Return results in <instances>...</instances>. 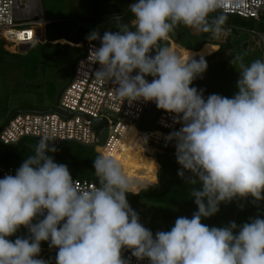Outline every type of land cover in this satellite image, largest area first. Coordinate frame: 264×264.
Returning a JSON list of instances; mask_svg holds the SVG:
<instances>
[{
	"label": "clouds",
	"instance_id": "1",
	"mask_svg": "<svg viewBox=\"0 0 264 264\" xmlns=\"http://www.w3.org/2000/svg\"><path fill=\"white\" fill-rule=\"evenodd\" d=\"M225 3L137 0L129 6L130 22L117 17L118 31L87 36L100 41L89 53L100 66L95 79L113 83L124 103L154 102L180 117L182 127L167 140L175 141L178 176L191 174L187 183L198 211L154 235L128 203L127 196L137 193L117 160L99 154L93 162L99 187L85 192L68 167L48 155L57 149L42 135L15 175L0 179V264H48L37 258L42 242L58 250L56 264H128L124 249L149 264H264V219L219 228L201 222L222 203L264 200V60L245 65L241 57L231 58L241 70L237 93L205 99L191 86L207 71L204 57L190 53L185 59L162 44L180 25L226 38L227 17L213 15ZM38 217L43 219L33 223ZM21 227L29 238L9 239Z\"/></svg>",
	"mask_w": 264,
	"mask_h": 264
},
{
	"label": "rangeland",
	"instance_id": "2",
	"mask_svg": "<svg viewBox=\"0 0 264 264\" xmlns=\"http://www.w3.org/2000/svg\"><path fill=\"white\" fill-rule=\"evenodd\" d=\"M136 2L137 0H42L45 19L49 23L46 31L45 25H42L37 39L34 37V41L41 44L32 49V45L26 46L31 50L25 54H21L19 50L14 53L9 48L7 50L10 52H3L7 47L5 48L6 44L0 34V133L16 114L57 111L60 94L70 81L72 65L83 53L82 48L76 46H81L82 39L91 32L101 30L109 22V16L128 10ZM120 22L123 23L122 20ZM116 23L115 19L107 31H118ZM242 28L244 31L240 32V36L223 40L217 52V47L204 41L200 33L183 25L176 27L169 40L162 44L171 48L172 42H176L183 49L195 53L196 59L203 56L208 65L207 71L195 79L191 86H197L210 95L231 98L238 91L236 85L241 71L238 64L234 67L231 65V58L241 57L245 65H250L257 59L264 60L260 41L250 32L255 27ZM57 38L64 39L54 43L50 41ZM243 40L249 44L248 49H243ZM137 129L140 130L138 126ZM126 137L129 139L127 150L125 152L122 148L119 151L124 154L123 160L130 159L129 173L131 171L134 174L136 170H140L135 159H142L139 157L141 149L134 147L141 143L142 137L130 131ZM0 146L3 144L0 143ZM135 153L137 154L134 155ZM146 156L155 159V156ZM152 171L154 172L153 168ZM137 176L139 179L145 178L142 173ZM156 181L157 175L154 172V180L149 184ZM130 206L139 215L140 222L154 235L167 227L171 229L178 217L190 219L198 211L197 207L163 209L160 205L148 203ZM255 218L264 219V200L256 201L249 196L239 206H234L232 201L222 203L217 214L202 219L201 222L210 228L225 227L232 222L239 227ZM53 256L52 250H41L37 258L46 261Z\"/></svg>",
	"mask_w": 264,
	"mask_h": 264
},
{
	"label": "built area",
	"instance_id": "3",
	"mask_svg": "<svg viewBox=\"0 0 264 264\" xmlns=\"http://www.w3.org/2000/svg\"><path fill=\"white\" fill-rule=\"evenodd\" d=\"M216 13L262 23L264 0H226L224 8ZM48 23L42 0H0V34L7 52H10L8 48L14 53L18 52L21 44L32 45L31 49L41 44L34 41V37L37 39L42 25L46 29ZM227 27L230 29L228 36L232 37L244 31L242 27ZM250 32L260 41L264 54V31L253 29ZM93 46L98 48L100 44L86 42L76 46L81 47L84 54L75 63L72 79L62 91L57 111L12 116L0 133V143L9 145L27 138L39 140L42 135H48L54 139L51 145L72 142L112 157L115 151L117 153L123 148L130 127H134L143 139L144 154L154 156L159 149L175 144V141L169 142L167 137L182 127L181 123L176 122L180 117L158 109L154 102L129 104L118 99L113 83L95 79L94 74L100 66L89 61ZM146 79L151 82L152 77ZM98 122H104V125L97 130ZM136 125L144 129L138 130ZM18 168L0 164V179L6 175L14 176ZM73 180L85 192L98 187L92 182ZM122 258L128 264H149L147 259L137 261L127 249L122 250Z\"/></svg>",
	"mask_w": 264,
	"mask_h": 264
},
{
	"label": "trees",
	"instance_id": "4",
	"mask_svg": "<svg viewBox=\"0 0 264 264\" xmlns=\"http://www.w3.org/2000/svg\"><path fill=\"white\" fill-rule=\"evenodd\" d=\"M213 15L221 14L215 13ZM225 16L227 17V23L229 25L236 27H255V29L257 28L260 31H264V22L256 23L255 21L245 20L238 16ZM111 17H124V19L119 18L123 21V23L130 22L133 18L129 9L126 11L119 12L116 15L109 16V18ZM200 35L203 37V40L207 43L214 44L213 42L215 39L212 38L210 33H200ZM63 39L64 38H57L50 41L56 42ZM28 48L29 47L26 48L25 45L21 44L19 47V52L21 54H25L29 51ZM171 49L185 59L189 57L190 53H193L184 50L176 42H172ZM243 49H248V46L244 45ZM3 52L6 53V51ZM193 54L194 56H196L195 53ZM143 129L144 128L142 127L140 128V130ZM124 140L125 143L123 148L125 149L127 147L129 139L125 137ZM38 142L39 140L37 139L27 138L15 144H3V146H0V164L11 167H20L22 162L28 156L34 154L35 147ZM52 146H54L57 151L55 153H48V155L52 156L58 164L66 165L73 179L92 182L99 187V180L95 175V169L93 166V162L99 154L94 148L84 147L72 142ZM161 151L163 153L155 154V159L157 161L155 165V160L146 155H144L139 161L135 160V162L139 163L140 170H136L135 172L133 171L134 174L138 175L142 173L145 178L139 179L136 176L129 177V179L134 182L133 191L137 194H129L127 196L128 203L130 205H140L141 203L160 205L163 207V209H168L171 207L177 209L185 207H196L194 203V198L190 196V190L193 186L187 183V179L191 174L185 172L184 179H181L178 176V171L181 170V167L176 160L175 144L168 146L165 149H161ZM112 157L117 160V157L114 154L112 155ZM157 163L160 165L161 168L158 166ZM153 166L154 172L157 175V181L155 183L149 184V182L154 180V175L152 173ZM123 171L125 172L124 169ZM158 182L160 183L159 185H154ZM244 199L245 198H237L232 202L234 206H239ZM39 219L42 218H37V220H34L33 223L38 222ZM165 229L166 230L164 231L171 230L169 227ZM29 236L30 234L28 230L24 227H21L18 232L9 239L14 241L18 237L29 238ZM41 250H46L47 252L49 250H52V253L54 254L53 258H47L46 261L48 262V264H56L55 260L58 251L56 248L50 247L48 242H42Z\"/></svg>",
	"mask_w": 264,
	"mask_h": 264
},
{
	"label": "bare ground",
	"instance_id": "5",
	"mask_svg": "<svg viewBox=\"0 0 264 264\" xmlns=\"http://www.w3.org/2000/svg\"><path fill=\"white\" fill-rule=\"evenodd\" d=\"M129 131L132 133V132H135V133H137L136 132V130H135V128L134 127H130V129H129ZM138 134V133H137ZM142 142H143V139H141V143L137 146V147H134L135 149H137V148H139V149H141V151H140V156L139 157H143L144 155H146V154H144V151H142L143 149H142ZM133 148V149H134ZM126 150H127V147L125 148V152H126ZM116 157H117V161L121 164V166L123 167V169L125 170V173H126V175L128 176V177H131V176H136V177H138L136 174H133V173H129V168L128 167H130V164L128 163V159L127 158H125L124 160H123V152L122 153H120V151L119 150H117V153H113ZM119 159H120V161H119ZM126 164V165H125ZM138 166V165H137Z\"/></svg>",
	"mask_w": 264,
	"mask_h": 264
},
{
	"label": "water",
	"instance_id": "6",
	"mask_svg": "<svg viewBox=\"0 0 264 264\" xmlns=\"http://www.w3.org/2000/svg\"><path fill=\"white\" fill-rule=\"evenodd\" d=\"M115 19H116V18L112 17V18L109 20V22H108V23H107V24H106L101 30L98 31V33L102 36L103 33H104L105 31H107L108 28L110 27V25L115 21ZM120 19H124V17H121ZM86 42H89V40L87 39V37H85V38L82 39L81 44H84V43H86ZM91 42H94V43L100 44V41H99V40H97V41H91ZM82 51H83V49H82ZM83 54H84V52L82 53V55H83ZM150 55L154 56V55H155V50H153V51L150 53ZM78 58H79V57H77V58L75 59L73 65H72V75H71V79H72V76H73V70H74V67H75V63L77 62ZM195 88H196L198 91H201V92L204 94V92H203L202 90H200L197 86H195ZM61 94H62V92H61ZM61 94H60V96H61ZM103 125H104V122H103V123H102V122H98V123L96 124V129H97V130L100 129Z\"/></svg>",
	"mask_w": 264,
	"mask_h": 264
},
{
	"label": "crops",
	"instance_id": "7",
	"mask_svg": "<svg viewBox=\"0 0 264 264\" xmlns=\"http://www.w3.org/2000/svg\"><path fill=\"white\" fill-rule=\"evenodd\" d=\"M241 28V27H240ZM45 31H46V29H45ZM241 35V34H240ZM240 35H238V36H240ZM229 38H233L232 36H227L226 38L225 37H221L220 39H215L214 40V44H210L211 46H216L217 47V50L215 51V52H217V51H219V45H221L220 43H222V41L223 40H225V39H229ZM222 39V40H221ZM46 42H47V39H46ZM240 42V41H239ZM254 42H256V41H254ZM54 43V42H53ZM242 47L244 46V45H247L248 47H249V44L247 43V42H245L244 40L242 41ZM185 50V49H184ZM187 51V50H186ZM214 52V53H215ZM213 53V54H214ZM143 151V150H142ZM157 153H163L161 150H159ZM155 156V155H154ZM154 159V158H153ZM128 160H130V159H128ZM136 161H139V160H137V159H135ZM155 160V163H154V165L156 164V159H154ZM158 164V163H157ZM158 166L160 167V165L158 164ZM161 168V167H160ZM153 169H154V166H153ZM130 173H131V171H130ZM152 173H153V175H154V172L152 171Z\"/></svg>",
	"mask_w": 264,
	"mask_h": 264
},
{
	"label": "flooded vegetation",
	"instance_id": "8",
	"mask_svg": "<svg viewBox=\"0 0 264 264\" xmlns=\"http://www.w3.org/2000/svg\"><path fill=\"white\" fill-rule=\"evenodd\" d=\"M112 18V17H111ZM110 18V19H111ZM114 18H116L117 19V17H114ZM119 18H121V17H119ZM222 57H223V55H222ZM71 75H72V70H71ZM71 75H70V80H71ZM210 94H207L206 92H204V94H203V96H204V98L205 99H207V97L209 96Z\"/></svg>",
	"mask_w": 264,
	"mask_h": 264
}]
</instances>
